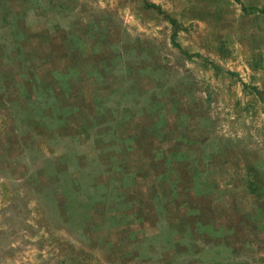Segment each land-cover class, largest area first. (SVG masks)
I'll return each mask as SVG.
<instances>
[{
  "label": "rangeland",
  "instance_id": "obj_1",
  "mask_svg": "<svg viewBox=\"0 0 264 264\" xmlns=\"http://www.w3.org/2000/svg\"><path fill=\"white\" fill-rule=\"evenodd\" d=\"M2 2L80 110L45 125L24 107L13 126L0 94V264H264V0ZM117 120L126 153L105 140ZM120 162L124 205L105 176ZM92 182L107 194L87 217Z\"/></svg>",
  "mask_w": 264,
  "mask_h": 264
},
{
  "label": "trees",
  "instance_id": "obj_2",
  "mask_svg": "<svg viewBox=\"0 0 264 264\" xmlns=\"http://www.w3.org/2000/svg\"><path fill=\"white\" fill-rule=\"evenodd\" d=\"M8 2L9 0H5V2L2 3L8 6ZM262 13H264V11H262ZM20 22L21 21H19V18L15 17L12 19L7 17L3 18V20L0 22V94H2V97L6 99L8 98L12 106L14 116L11 117L10 123L14 126L16 120H20V122H22L21 120L23 119L18 117V115L20 116L30 114L29 112L25 113L28 111V109H24V107H30L31 112L37 110L40 113L39 117L41 118V122H43L45 125H51L54 121H56L57 125L67 124L68 117L71 116L74 111L80 110V106L78 105L79 96L74 94L70 77H65V79L57 77V74L60 75L61 70L58 68L56 62H54L51 58L48 60H42V54L39 52H31V54H29L24 51L25 46L23 39H28L31 35H29L27 30L28 26L25 25V22H22V26H24L25 29L19 30V26L21 25ZM30 22L31 21H27V25H30ZM46 67L49 68L48 74H50L52 78L45 77V73H47ZM96 97L97 93L93 95V98ZM95 117L96 116L92 115L90 121L88 119H83L82 121L84 123L85 120L84 133L90 136L92 135L93 139L99 138L101 133V128H98L100 125L99 121ZM118 123L119 121L117 120V123L114 124L115 129H113L112 132L108 131L107 133H104L105 140L117 139L118 149L123 152L125 151L126 153V151H128L131 147L128 145V139L119 140V128H116ZM27 127L31 128L32 125H27ZM55 127L58 130L61 128V126ZM78 163L80 164V167H82L83 163H81L79 160ZM97 164L98 168L94 170L95 166L92 163L85 162V166L90 169V173L95 172L96 170H102L105 162H100V160H98ZM119 164L121 165L122 163H118L116 173H105V176L108 178V181L111 184V190H109L108 193L111 196L116 195V199L121 203L120 205H124L125 203L123 200H125L126 197L125 193L122 191L123 184L126 181L134 182L136 179V173H129V175L123 180L117 179L118 175L122 176L119 172L123 169V167L119 166ZM63 183L64 187H66V190L68 188L70 191H65L64 187L61 185L57 187V191L62 194L61 201H63V205L66 206L65 212L71 215L73 212L70 207H67L71 203V199L69 198L74 196L75 202L77 197L76 190L79 189V184L72 182L70 185L68 184L67 180L63 181ZM113 184H117L118 186L116 187L119 189L116 190V187ZM99 185V183L92 182L87 186H83L84 192L89 193L83 196V201L79 200L80 205L78 206H81V209L84 210L85 208L83 205L86 204L87 210L84 215L87 217H89L88 214L90 211H94L95 208H97V210L100 207L102 208V204L97 199L103 198V195L107 194V190L104 193L101 192ZM126 215L118 214L113 216L111 224L113 225L123 222ZM85 226L86 223H83L79 230H82Z\"/></svg>",
  "mask_w": 264,
  "mask_h": 264
}]
</instances>
